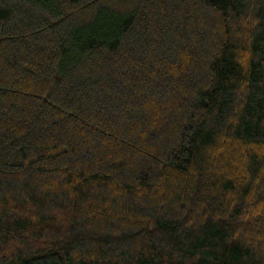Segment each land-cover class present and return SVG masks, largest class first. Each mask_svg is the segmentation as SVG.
<instances>
[{
  "label": "trees",
  "instance_id": "16d2710c",
  "mask_svg": "<svg viewBox=\"0 0 264 264\" xmlns=\"http://www.w3.org/2000/svg\"><path fill=\"white\" fill-rule=\"evenodd\" d=\"M0 264H264V0H0Z\"/></svg>",
  "mask_w": 264,
  "mask_h": 264
}]
</instances>
